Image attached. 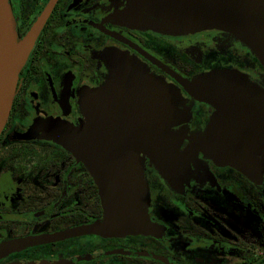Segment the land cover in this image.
<instances>
[{
    "label": "flooded vegetation",
    "instance_id": "1",
    "mask_svg": "<svg viewBox=\"0 0 264 264\" xmlns=\"http://www.w3.org/2000/svg\"><path fill=\"white\" fill-rule=\"evenodd\" d=\"M8 1L22 38L51 0ZM137 1L56 0L19 74L0 135V243L102 218L96 179L65 139L86 121L87 97L129 72L164 85V100L178 114L149 131L153 148L168 157L228 126L214 104L191 93L157 61L192 85L223 70L264 94V59L236 34L193 19L179 21L195 27L182 26L180 35L132 25L127 19ZM234 152L245 157L242 145ZM248 156L249 174L204 150L158 163L138 146L139 205L155 232L152 227V233L40 243L10 253L0 264L79 256L69 264H264V127L254 128ZM241 212L258 222L249 241L241 235Z\"/></svg>",
    "mask_w": 264,
    "mask_h": 264
},
{
    "label": "water",
    "instance_id": "2",
    "mask_svg": "<svg viewBox=\"0 0 264 264\" xmlns=\"http://www.w3.org/2000/svg\"><path fill=\"white\" fill-rule=\"evenodd\" d=\"M51 0L30 30L17 32L8 0H0V135L9 118L19 74L55 5ZM134 16L148 24L169 19H197L219 24L244 40L264 59V0H138ZM194 95L214 104L226 117L228 129L211 133L176 157L163 156L153 148L149 131L170 123L176 110L164 100L161 83L143 72L132 71L110 88L85 101L86 121L67 135L65 143L96 179L103 216L92 223L65 230L7 240L0 243V259L40 243L98 234L121 236L150 233L152 223L139 205L135 150L139 146L158 163L171 162L195 150H204L219 162L238 164L234 146L252 140L253 127H264V94L246 87L241 79L223 70L213 71L191 84L160 61ZM67 261H19L5 264H69Z\"/></svg>",
    "mask_w": 264,
    "mask_h": 264
},
{
    "label": "rangeland",
    "instance_id": "3",
    "mask_svg": "<svg viewBox=\"0 0 264 264\" xmlns=\"http://www.w3.org/2000/svg\"><path fill=\"white\" fill-rule=\"evenodd\" d=\"M129 21V23H131L132 25H135V26H156L159 28L160 32H162L163 34H168V33H172L174 35H180L182 34V29L181 27L184 26L186 28H189V29H192V28H195L194 26L190 25L189 23H187L186 25H181L179 21L181 20H185V19H169V21H166V23H162V24H148L146 21H143L141 20V17L139 16H134L133 15L131 17H129L127 19ZM193 20H196V21H199L197 19H193ZM157 82V81H156ZM162 85V84H161ZM163 86V89L165 91V86ZM165 98V96H164ZM166 102V101H165ZM257 127V126H254L253 127V137H252V140L250 142H248L247 144L245 145H242V147L245 149V157H239L238 155H236L235 157L237 158L238 160V166L243 170L245 171L247 174H249L248 172V167H245V163L246 162H250L252 159L248 156V149L253 141V138H254V128ZM225 163V162H224ZM247 166V165H246ZM240 221H241V225L244 226L242 228V231H241V235L246 237V241H249L250 240V236L252 237L256 231L258 230V225H257V220H248V218L245 217L244 213L241 212V217H240ZM152 232H155V228L153 227V230ZM151 232V233H152Z\"/></svg>",
    "mask_w": 264,
    "mask_h": 264
}]
</instances>
